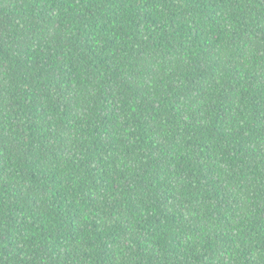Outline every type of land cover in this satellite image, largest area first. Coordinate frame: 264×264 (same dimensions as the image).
I'll list each match as a JSON object with an SVG mask.
<instances>
[{
  "label": "trees",
  "instance_id": "trees-1",
  "mask_svg": "<svg viewBox=\"0 0 264 264\" xmlns=\"http://www.w3.org/2000/svg\"><path fill=\"white\" fill-rule=\"evenodd\" d=\"M0 264H264V0H0Z\"/></svg>",
  "mask_w": 264,
  "mask_h": 264
}]
</instances>
